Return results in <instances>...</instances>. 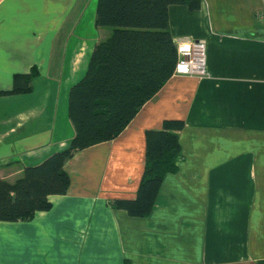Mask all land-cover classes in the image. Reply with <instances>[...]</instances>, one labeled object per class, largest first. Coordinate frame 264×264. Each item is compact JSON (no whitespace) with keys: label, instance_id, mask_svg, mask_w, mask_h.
I'll list each match as a JSON object with an SVG mask.
<instances>
[{"label":"crops","instance_id":"crops-1","mask_svg":"<svg viewBox=\"0 0 264 264\" xmlns=\"http://www.w3.org/2000/svg\"><path fill=\"white\" fill-rule=\"evenodd\" d=\"M95 0H0V91L36 70L28 91L0 94V178L67 146V91L109 28ZM175 44L201 40L206 74H171L112 139L77 150L47 210L0 221V264H264V0L167 6ZM180 119L176 170L146 216L131 199L144 132Z\"/></svg>","mask_w":264,"mask_h":264},{"label":"trees","instance_id":"trees-1","mask_svg":"<svg viewBox=\"0 0 264 264\" xmlns=\"http://www.w3.org/2000/svg\"><path fill=\"white\" fill-rule=\"evenodd\" d=\"M200 0H95L94 25L109 28L94 43L84 74L67 91L66 113L73 135L63 149L22 167L12 181L0 178V221L25 220L47 210V196L64 194L68 176L62 165L75 151L108 141L172 74L176 61L167 21V6L199 7ZM36 70L15 74L12 88L28 91ZM180 119L164 120L161 129L144 132V162L135 196L111 205L131 216H146L166 173L181 157ZM127 264V263H124Z\"/></svg>","mask_w":264,"mask_h":264},{"label":"built area","instance_id":"built-area-1","mask_svg":"<svg viewBox=\"0 0 264 264\" xmlns=\"http://www.w3.org/2000/svg\"><path fill=\"white\" fill-rule=\"evenodd\" d=\"M176 61L172 74L200 77L206 74L205 44L201 40L175 43Z\"/></svg>","mask_w":264,"mask_h":264}]
</instances>
